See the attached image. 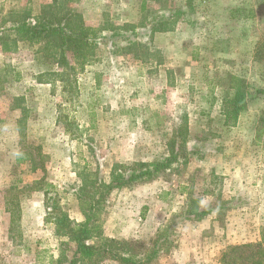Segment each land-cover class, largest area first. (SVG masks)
I'll return each instance as SVG.
<instances>
[{"label":"rangeland","instance_id":"obj_1","mask_svg":"<svg viewBox=\"0 0 264 264\" xmlns=\"http://www.w3.org/2000/svg\"><path fill=\"white\" fill-rule=\"evenodd\" d=\"M50 3L0 0V264H68L54 219L83 221V189L101 239L141 264H222L262 239L264 0ZM59 7L83 24V61H45L7 30ZM232 77L249 94L235 122ZM172 139L164 172L105 193L112 168L164 162Z\"/></svg>","mask_w":264,"mask_h":264},{"label":"trees","instance_id":"obj_2","mask_svg":"<svg viewBox=\"0 0 264 264\" xmlns=\"http://www.w3.org/2000/svg\"><path fill=\"white\" fill-rule=\"evenodd\" d=\"M58 1L52 0V3L49 4L50 7H54ZM48 13L44 11L40 16L29 17V21L27 18L20 21L13 20L11 27H8L7 30L17 40L28 42L29 45L38 43L39 46L35 53L38 55L42 54L45 61L67 65V54L78 61H83L87 54H90L89 49L91 48V43L85 35L83 24L78 22L73 13L69 11L65 13L62 7ZM231 80L235 81L234 86L236 89L232 97V109L228 111V121L232 119L235 122L240 112L245 110L249 94L246 90L244 91L245 82L242 79L232 77ZM231 99L225 101V103L230 102ZM183 134L184 132H182ZM175 144L174 139L168 143L171 153L170 159H165L164 162H139L128 168L130 169L128 173L121 172L116 166L112 168L111 180L107 184L101 183L100 185L106 190L105 193L107 194L111 189L141 182L164 172L168 168L169 163L176 159L173 153ZM88 196L93 200L91 201ZM78 207L83 216V221L76 227H73L65 216L54 219L57 233L67 237L68 241L73 243L68 264H100L105 258L117 261L119 264L142 263L144 258L140 259L137 257L127 247V243L124 245V243H119L112 239H101L102 232L98 221L101 206L98 201L94 200L93 194H87L86 190L83 189L81 195L78 196ZM188 215H195L191 218L188 217V219L198 220L205 215V212H199L197 207H192ZM261 236L263 237L258 242L228 247L221 254L220 263L264 264V230L261 232ZM94 239L97 240L96 244L92 242ZM124 246L125 253L120 251ZM129 251H132V253L128 256L127 253ZM147 258H150V256ZM59 262L60 260L57 261V263Z\"/></svg>","mask_w":264,"mask_h":264}]
</instances>
